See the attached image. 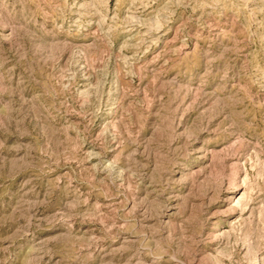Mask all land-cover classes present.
Here are the masks:
<instances>
[{
	"label": "rangeland",
	"instance_id": "374dc122",
	"mask_svg": "<svg viewBox=\"0 0 264 264\" xmlns=\"http://www.w3.org/2000/svg\"><path fill=\"white\" fill-rule=\"evenodd\" d=\"M263 55L264 0H0V264H264Z\"/></svg>",
	"mask_w": 264,
	"mask_h": 264
},
{
	"label": "bare ground",
	"instance_id": "6f19581e",
	"mask_svg": "<svg viewBox=\"0 0 264 264\" xmlns=\"http://www.w3.org/2000/svg\"><path fill=\"white\" fill-rule=\"evenodd\" d=\"M245 2H249V1H245ZM136 25H138V24H136ZM133 59L136 60L137 58H133ZM248 180H247L246 175H244V177L241 180L242 181V184H240L241 186L235 187V189H234V193H236V194L238 193V196L236 199V206L239 207L240 210L237 212L236 215H234V218L232 219V221L227 226H225L223 228V230L219 231L217 235H215V239H216L215 241L217 242V245L218 244L221 245L222 242L224 243L225 238H228L230 236V234H232V231L235 229V226L238 223L240 224V222L246 221V218H247L246 216H250L254 210V207H251V204H250L253 202L252 201V198H253L252 195H253L254 191H253V189H251ZM171 198H173V200L176 199L174 195ZM171 198L168 199V202L166 204V207L170 208V211L174 208V202H175V201H172ZM162 215H163L162 218L164 219L165 222L167 220H169V218H171V216H172V214L169 213L168 210H166V212L162 213Z\"/></svg>",
	"mask_w": 264,
	"mask_h": 264
}]
</instances>
